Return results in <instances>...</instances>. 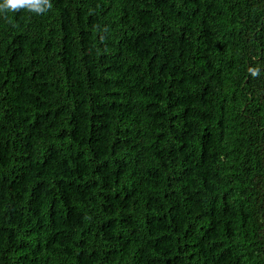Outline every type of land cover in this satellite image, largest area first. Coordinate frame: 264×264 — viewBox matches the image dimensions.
<instances>
[{
	"label": "trees",
	"instance_id": "1",
	"mask_svg": "<svg viewBox=\"0 0 264 264\" xmlns=\"http://www.w3.org/2000/svg\"><path fill=\"white\" fill-rule=\"evenodd\" d=\"M48 4L0 11V264H264V0Z\"/></svg>",
	"mask_w": 264,
	"mask_h": 264
},
{
	"label": "clouds",
	"instance_id": "2",
	"mask_svg": "<svg viewBox=\"0 0 264 264\" xmlns=\"http://www.w3.org/2000/svg\"><path fill=\"white\" fill-rule=\"evenodd\" d=\"M45 5L48 8L51 7V5L48 4V0H3V3L0 4V11H17L21 8H27L29 11L43 12L45 10Z\"/></svg>",
	"mask_w": 264,
	"mask_h": 264
}]
</instances>
